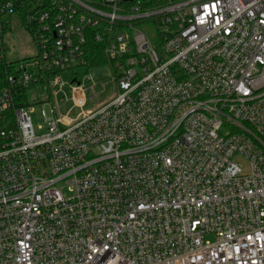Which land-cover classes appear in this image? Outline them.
Returning a JSON list of instances; mask_svg holds the SVG:
<instances>
[{
	"label": "built area",
	"instance_id": "obj_1",
	"mask_svg": "<svg viewBox=\"0 0 264 264\" xmlns=\"http://www.w3.org/2000/svg\"><path fill=\"white\" fill-rule=\"evenodd\" d=\"M21 10L37 53L0 88V264H264V0H0Z\"/></svg>",
	"mask_w": 264,
	"mask_h": 264
},
{
	"label": "rangeland",
	"instance_id": "obj_2",
	"mask_svg": "<svg viewBox=\"0 0 264 264\" xmlns=\"http://www.w3.org/2000/svg\"><path fill=\"white\" fill-rule=\"evenodd\" d=\"M4 26L6 27V32L3 37V44L5 46L4 55L8 62L20 63L24 58L37 53L33 36L21 24L18 16L14 15L7 18V22ZM74 71L79 72L80 74L86 72L85 69L81 67ZM71 72L72 70L63 72V77L66 82H68L71 78ZM89 73L91 76L95 77V82L107 83L105 90L100 84L96 87V93L98 94L97 100L98 102H102L113 92V85L108 82L110 80L109 76L111 75V69L108 65L93 66L89 68L88 74ZM85 82V89L89 88L93 84L92 81L85 80ZM39 94V91L30 89L28 91V100L30 101V104H32L31 116L36 133H45L48 128V118L44 116L43 111L45 110L46 112H51L52 109L50 101H42L38 103L36 96ZM86 94L87 97H90L92 95L91 90H88ZM40 95L43 96L42 93ZM66 98H70V100L66 102ZM53 99L54 105H61V110L65 114L69 113L71 119H76L82 111L81 108L73 107L74 102L72 101V93L70 87L68 86L59 91ZM95 103L96 100L89 101L83 110H89L95 105ZM235 160L242 165L245 170L247 169L248 162L244 157L237 155L235 156Z\"/></svg>",
	"mask_w": 264,
	"mask_h": 264
},
{
	"label": "trees",
	"instance_id": "obj_3",
	"mask_svg": "<svg viewBox=\"0 0 264 264\" xmlns=\"http://www.w3.org/2000/svg\"><path fill=\"white\" fill-rule=\"evenodd\" d=\"M18 15L21 18V21L23 22L22 25L28 30L25 24L26 23V13L24 12V10L19 11ZM7 18L8 17H2L0 15V88H2L6 84V77H7L8 71L13 68V64L15 63V62H8L4 55L5 46L3 44L4 43L3 37H4V33L6 32V27L4 26V24L7 22ZM88 43H89L88 45H89V49H90L89 51H90L91 56H95L91 58L90 65L93 67L96 65L104 64L105 58L103 56V51H102L103 46L95 42L93 38L92 39L89 38ZM97 58L98 60L94 61Z\"/></svg>",
	"mask_w": 264,
	"mask_h": 264
}]
</instances>
